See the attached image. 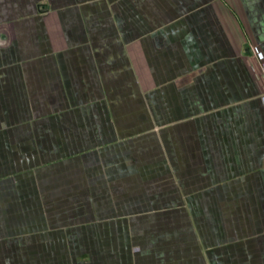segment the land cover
Here are the masks:
<instances>
[{
    "label": "crops",
    "instance_id": "crops-1",
    "mask_svg": "<svg viewBox=\"0 0 264 264\" xmlns=\"http://www.w3.org/2000/svg\"><path fill=\"white\" fill-rule=\"evenodd\" d=\"M264 0H0V264H264Z\"/></svg>",
    "mask_w": 264,
    "mask_h": 264
},
{
    "label": "built area",
    "instance_id": "built-area-1",
    "mask_svg": "<svg viewBox=\"0 0 264 264\" xmlns=\"http://www.w3.org/2000/svg\"><path fill=\"white\" fill-rule=\"evenodd\" d=\"M260 72L262 77L264 78V59L260 62ZM263 100H264V93H263Z\"/></svg>",
    "mask_w": 264,
    "mask_h": 264
}]
</instances>
